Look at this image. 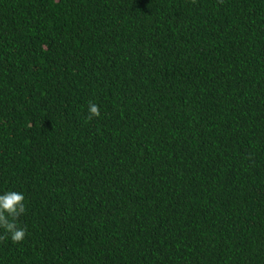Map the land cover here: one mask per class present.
Returning a JSON list of instances; mask_svg holds the SVG:
<instances>
[{"label":"trees","instance_id":"obj_1","mask_svg":"<svg viewBox=\"0 0 264 264\" xmlns=\"http://www.w3.org/2000/svg\"><path fill=\"white\" fill-rule=\"evenodd\" d=\"M8 189L0 264H264V0H0Z\"/></svg>","mask_w":264,"mask_h":264},{"label":"clouds","instance_id":"obj_2","mask_svg":"<svg viewBox=\"0 0 264 264\" xmlns=\"http://www.w3.org/2000/svg\"><path fill=\"white\" fill-rule=\"evenodd\" d=\"M88 119L101 115L100 106L89 102ZM28 211L27 197L23 191L8 189L0 192V230L11 239L13 243H20L28 234V229L22 224L20 217Z\"/></svg>","mask_w":264,"mask_h":264},{"label":"bare ground","instance_id":"obj_3","mask_svg":"<svg viewBox=\"0 0 264 264\" xmlns=\"http://www.w3.org/2000/svg\"><path fill=\"white\" fill-rule=\"evenodd\" d=\"M230 158H231V157H230ZM215 161H216V160H215ZM233 162H234V161H233ZM240 163H241V162H240ZM156 164H157V163H156ZM254 164H255V163H254ZM237 168H238V167H237ZM237 168H236V169H237ZM240 171H241V170H240Z\"/></svg>","mask_w":264,"mask_h":264}]
</instances>
